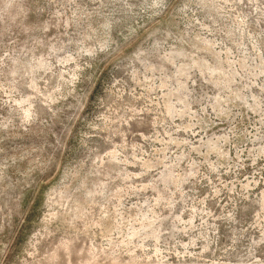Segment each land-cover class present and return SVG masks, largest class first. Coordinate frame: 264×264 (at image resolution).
Returning <instances> with one entry per match:
<instances>
[{
  "label": "rangeland",
  "instance_id": "1",
  "mask_svg": "<svg viewBox=\"0 0 264 264\" xmlns=\"http://www.w3.org/2000/svg\"><path fill=\"white\" fill-rule=\"evenodd\" d=\"M0 264H264V0H0Z\"/></svg>",
  "mask_w": 264,
  "mask_h": 264
}]
</instances>
